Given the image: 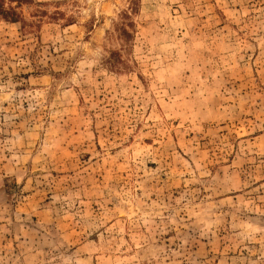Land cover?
<instances>
[{
    "label": "rangeland",
    "instance_id": "rangeland-1",
    "mask_svg": "<svg viewBox=\"0 0 264 264\" xmlns=\"http://www.w3.org/2000/svg\"><path fill=\"white\" fill-rule=\"evenodd\" d=\"M0 5V264H264V0Z\"/></svg>",
    "mask_w": 264,
    "mask_h": 264
},
{
    "label": "trees",
    "instance_id": "trees-1",
    "mask_svg": "<svg viewBox=\"0 0 264 264\" xmlns=\"http://www.w3.org/2000/svg\"><path fill=\"white\" fill-rule=\"evenodd\" d=\"M14 15L13 10H6L4 9L1 5H0V16L4 17V18H8L11 17V19L13 18L12 16Z\"/></svg>",
    "mask_w": 264,
    "mask_h": 264
}]
</instances>
